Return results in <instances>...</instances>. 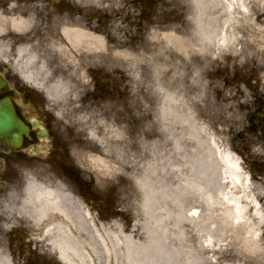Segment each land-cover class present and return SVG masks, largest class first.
<instances>
[{"label": "rangeland", "instance_id": "1", "mask_svg": "<svg viewBox=\"0 0 264 264\" xmlns=\"http://www.w3.org/2000/svg\"><path fill=\"white\" fill-rule=\"evenodd\" d=\"M81 1L90 4L94 0ZM196 1L197 4L193 0H109V94L92 99L94 96L86 94L90 86L86 83L88 78H84L79 85L82 88L73 89L68 96L54 101V119L66 146L62 160L80 180H67L58 175L55 172L58 167L56 159H39L47 163L42 165L44 169L25 166L21 170L24 179L29 174L49 181L59 178L100 222L109 223V226H126L130 230L137 224L143 238L141 242L154 247L158 254L145 262L144 258H136L134 260H139H133V264L185 263V244L175 251L174 218L169 213L174 209L175 201L188 205L183 195L187 192L184 179L189 175L187 157L190 149H194L196 155L199 150L186 134L181 111H177L178 115L174 117L175 138L171 145L165 144L167 137L162 134L158 114L161 105L159 83L166 91L186 94V101L193 108L199 126L221 148L231 152L228 144L217 138L204 119L207 110L203 94L207 77L212 71H233L252 62L255 56L264 57V0H252V21L236 29L241 40L237 51L213 53L208 56L204 68L196 49L199 38L192 19L199 9L205 7L207 0ZM142 10L150 13L149 21H137ZM0 28H4L0 45L1 42L8 44L4 54L10 62V46L5 40L9 37L10 25L3 23ZM243 51L247 56L242 59ZM122 52L130 55L120 54ZM118 58L125 65L121 69H112ZM130 59L136 66L131 67ZM194 76H198L196 86L191 84ZM101 123L126 130L120 139L109 136L106 167L94 161H103L102 152L89 135L92 129L102 135L103 131L98 128ZM170 148L175 167L173 198L166 194L165 177L158 172V167L163 166L161 156ZM24 179L20 188L24 186ZM160 180L165 183L161 185ZM85 193L88 200L82 197ZM251 195L264 207V189L259 184H252ZM248 217L255 225L257 223L258 240L248 237L244 228L226 219L223 221L224 246L217 253L212 250L208 254L212 259H217L219 264H264V222L261 225L257 222L252 209ZM183 219L186 220L184 215ZM24 225L16 223L15 226L28 232L22 235L42 258L40 264H62L36 241L39 239L36 233ZM181 225L184 230L181 238H189V224L184 221Z\"/></svg>", "mask_w": 264, "mask_h": 264}, {"label": "bare ground", "instance_id": "2", "mask_svg": "<svg viewBox=\"0 0 264 264\" xmlns=\"http://www.w3.org/2000/svg\"><path fill=\"white\" fill-rule=\"evenodd\" d=\"M94 1L99 3V0ZM251 2L252 0H207L205 7L199 9L193 17L199 38L196 49L202 57L204 68L208 56L213 53L237 51L241 40L236 29L245 22L252 21ZM193 3L197 4V1L193 0ZM3 23L10 22L2 19L0 24ZM2 30L4 28H0V37L4 34ZM66 35L76 47L87 48L98 59L102 54L107 55L111 48V44L108 47L101 35L83 29L66 30ZM1 44L0 59L9 62L4 54L8 44ZM23 53L24 50H20L19 55L23 57L19 61V70L24 80L43 90L51 101L71 93L72 87L69 84L58 82L48 85L45 80L46 71L42 67L39 70L34 69V57L24 56ZM120 54L130 55L128 52ZM129 64L131 67L136 66L131 59ZM124 65L125 62L118 58L112 69H121ZM197 82L198 76L192 77L191 84L196 86ZM158 89L161 96L158 114L162 134L167 137L165 144L171 145L175 138L174 117L178 115L177 111H181L186 134L190 142L197 144L199 150L196 155L197 152L190 149L187 157L189 175L184 179L187 192L183 195L188 205L175 201L174 209L169 213L174 218L175 251L178 252L184 243V264H219L217 259H212L208 254L212 250L217 253L224 246L223 221L232 220L245 229L248 237L258 240L260 234L257 223L255 225L248 215L252 209L255 219L261 225L264 222L263 204L251 195L253 182L242 168L240 159L229 150L221 148L199 126L193 108L186 101V94L174 90L166 91L160 83ZM98 128L103 131L102 135H98L95 129L89 135L98 144L103 161H94L106 167L109 136L120 139L126 130L104 123ZM161 160L163 166L158 167V172L165 177L166 194L173 198L172 179L175 167L171 148L166 150ZM160 181L161 185L165 183ZM8 198L2 210L7 224H25L26 228L38 236L36 241L62 264H133L136 258H144L145 262L157 257L158 252L154 247L145 246L141 242L143 238L137 230V224L130 230L126 226H109V223L100 222L58 179L49 181L29 174L24 187L12 190ZM184 221L189 224L190 234L189 238L182 239L184 230L181 223ZM0 264H10V258L0 253Z\"/></svg>", "mask_w": 264, "mask_h": 264}, {"label": "flooded vegetation", "instance_id": "3", "mask_svg": "<svg viewBox=\"0 0 264 264\" xmlns=\"http://www.w3.org/2000/svg\"><path fill=\"white\" fill-rule=\"evenodd\" d=\"M82 2L0 0V15L8 14L10 21L5 40L11 52L9 64L0 60L5 83L0 87V101H10L15 115L28 129L18 147L0 144V253L10 258V264L43 263L22 235L28 232L7 224L2 212L11 191L21 189L23 167L44 169L42 165L47 163L39 159H56L58 175L80 180L62 160L66 146L54 119V101L20 73V50H24V56L34 57V69L42 67L46 71L48 85L63 82L78 90L81 80L83 83L88 78L90 90L86 94L94 96L92 99L109 94V49L98 59L87 48L76 47L66 35V30L83 29L101 35L109 47V0ZM149 14L142 10L137 21H149ZM244 56L245 51L240 58ZM203 95L208 127L240 158L252 182L264 189V57L255 56L233 71L210 72ZM82 197L88 200L86 193Z\"/></svg>", "mask_w": 264, "mask_h": 264}, {"label": "water", "instance_id": "4", "mask_svg": "<svg viewBox=\"0 0 264 264\" xmlns=\"http://www.w3.org/2000/svg\"><path fill=\"white\" fill-rule=\"evenodd\" d=\"M3 80L0 75V86ZM28 129L15 115L10 101H0V144L17 147L21 145L23 137L27 134Z\"/></svg>", "mask_w": 264, "mask_h": 264}]
</instances>
